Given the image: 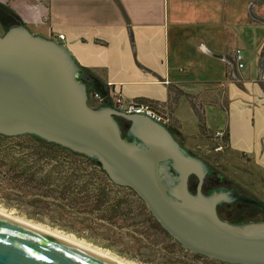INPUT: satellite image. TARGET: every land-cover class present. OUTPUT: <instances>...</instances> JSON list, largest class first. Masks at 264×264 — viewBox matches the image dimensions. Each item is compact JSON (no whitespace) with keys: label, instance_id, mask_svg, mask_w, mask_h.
Listing matches in <instances>:
<instances>
[{"label":"water","instance_id":"obj_1","mask_svg":"<svg viewBox=\"0 0 264 264\" xmlns=\"http://www.w3.org/2000/svg\"><path fill=\"white\" fill-rule=\"evenodd\" d=\"M0 134L34 135L98 160L112 182L134 190L161 227L192 253L228 264H264V220L233 223L218 213L224 204L264 209V203L238 188L206 193L211 167L170 128L111 105H92L70 50L27 25L0 35ZM0 264L114 263L0 215Z\"/></svg>","mask_w":264,"mask_h":264},{"label":"crops","instance_id":"obj_2","mask_svg":"<svg viewBox=\"0 0 264 264\" xmlns=\"http://www.w3.org/2000/svg\"><path fill=\"white\" fill-rule=\"evenodd\" d=\"M0 2L64 44L89 88L95 76L126 101L169 105L170 130L188 151L195 138L216 146L223 131L230 151L264 171V0ZM194 102H203L204 129Z\"/></svg>","mask_w":264,"mask_h":264},{"label":"trees","instance_id":"obj_3","mask_svg":"<svg viewBox=\"0 0 264 264\" xmlns=\"http://www.w3.org/2000/svg\"><path fill=\"white\" fill-rule=\"evenodd\" d=\"M0 22L6 30L15 25H26L15 10L2 2ZM90 78L95 82V86L89 88L90 93H108L107 87L99 83L95 76ZM193 105L200 126L204 129L203 113L198 110L196 102ZM228 141L227 135L224 144ZM195 183L196 189L197 181ZM232 185L219 172L212 170L206 178L204 190ZM132 197L139 199L147 208L134 190L112 182L102 164L94 158L34 135L10 137L0 134V199L7 208L30 209L48 214L56 224L76 220L85 229L94 230L104 226L105 221H115L119 216L128 214L130 210L123 211L122 207L125 203L129 205ZM240 205L261 211L264 220L263 208L250 204ZM212 262L228 264L215 260Z\"/></svg>","mask_w":264,"mask_h":264},{"label":"rangeland","instance_id":"obj_4","mask_svg":"<svg viewBox=\"0 0 264 264\" xmlns=\"http://www.w3.org/2000/svg\"><path fill=\"white\" fill-rule=\"evenodd\" d=\"M6 32L0 22V35ZM203 104V102H202ZM198 110L203 112V105ZM93 105V102H92ZM98 107V105H94ZM209 138V136H207ZM207 138H195L185 145L195 156L203 159L213 171L219 172L240 190L264 203V171L250 164L243 155L230 151L223 139L222 149L215 151V141ZM198 146H201L200 149ZM192 186L195 190V183ZM208 191V190H205ZM122 197L120 194H114ZM0 199V211L26 223L44 228L67 237L96 251L110 254L125 264H218L212 259L194 255L182 249L158 225L143 203L132 197L129 205L125 203L123 211L128 214L119 216L115 221H105L101 228L85 229L76 220L54 223L48 214L32 210L7 208ZM262 212L247 208L244 205H228L222 212V217L229 222L238 223L261 221ZM216 261V260H215Z\"/></svg>","mask_w":264,"mask_h":264},{"label":"built area","instance_id":"obj_5","mask_svg":"<svg viewBox=\"0 0 264 264\" xmlns=\"http://www.w3.org/2000/svg\"><path fill=\"white\" fill-rule=\"evenodd\" d=\"M58 38L60 40H64L65 36L63 34H59ZM236 62L240 68L244 67L243 63V54L241 50L236 52L235 56ZM109 87H112L109 85ZM91 103L93 105H111L115 107L117 110L122 111L126 114H141L151 118L152 120L170 128L173 123V113L169 105H165L163 107H156L149 102H137V101H126L122 95L117 90H112L111 88L108 90L106 95L101 94L100 92H91L90 94ZM215 137L222 140L224 143L225 132L217 131L215 133ZM222 149V145L219 143L215 146V151H220Z\"/></svg>","mask_w":264,"mask_h":264},{"label":"bare ground","instance_id":"obj_6","mask_svg":"<svg viewBox=\"0 0 264 264\" xmlns=\"http://www.w3.org/2000/svg\"><path fill=\"white\" fill-rule=\"evenodd\" d=\"M0 215H4V216H6L8 218H11V219H13V220H15L17 222H20V223H22L24 225L30 226V227H32L34 229L42 231V232H44L46 234H49V235H51L53 237H56V238L61 239L63 241H66V242H68V243H70L72 245H75V246H77L79 248H82V249H84V250H86V251H88V252H90V253H92V254H94L96 256H99V257H101V258H103V259H105L107 261H110V262H112L114 264H125V263H122V261L118 260L117 258L111 256L110 254L103 253L102 251H96V250H94V249H92L90 247L84 246V245H82V244H80L78 242H75V241L67 238V237H64V236H62V235H60L58 233L56 234L55 232L48 231V230H46L44 228H41V227L36 226V225H33L31 223L23 222V221H21L19 219H16V218L12 217L11 215L5 214V212L3 213L2 211H0Z\"/></svg>","mask_w":264,"mask_h":264},{"label":"flooded vegetation","instance_id":"obj_7","mask_svg":"<svg viewBox=\"0 0 264 264\" xmlns=\"http://www.w3.org/2000/svg\"><path fill=\"white\" fill-rule=\"evenodd\" d=\"M121 123H122L123 132H125L127 126H126L125 123H123V122H121ZM171 172H172V170H171ZM194 180L197 181V179H196L195 176L190 177V186H192L191 184L193 183ZM224 187H226V186H224ZM228 188H238V187H228ZM238 189H239V188H238ZM192 191H193V190H192ZM204 191H205V190H204ZM208 191H209V190H208ZM208 191H205V192L208 193ZM239 191H241V192H245V191H242V190H240V189H239ZM233 204H239V205H240V204H244V203H233ZM233 204H224V205L218 206V213H219V215L222 217V212H223L224 208H225L226 206H228V205H233ZM222 218H223V217H222ZM223 219H224V218H223Z\"/></svg>","mask_w":264,"mask_h":264}]
</instances>
